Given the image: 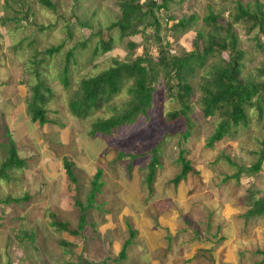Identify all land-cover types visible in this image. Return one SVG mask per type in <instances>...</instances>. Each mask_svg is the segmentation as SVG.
<instances>
[{
  "label": "rangeland",
  "instance_id": "rangeland-1",
  "mask_svg": "<svg viewBox=\"0 0 264 264\" xmlns=\"http://www.w3.org/2000/svg\"><path fill=\"white\" fill-rule=\"evenodd\" d=\"M50 1L48 8L41 0H0V164L8 155L10 138L21 158L27 159L25 168L10 173L11 180L0 181V264H264V216H247L248 192L256 193V200L264 199V162L260 172L247 171L257 162L264 140L258 111L249 112L248 127L238 128L234 137L210 148L208 139L219 119H205L201 113L197 83L203 70H198L188 79L195 88L188 102V139L184 138L187 120L168 121V113L182 106L169 97L163 80L155 84L154 108L148 118H140L109 141L92 137V123L110 113L101 110L79 119L70 112L69 101L82 78L108 68L114 57L127 55L119 30H108L119 18V9L116 0ZM179 1L173 0L170 9L157 16L162 36L168 35L170 42L166 49L181 56L195 50L199 30L206 39L211 28L205 18L211 11L233 23L235 2L253 0ZM192 14L197 20L184 33L166 30ZM170 15L176 19L169 20ZM224 19L220 18L222 24ZM233 29L243 52L242 75L255 78L264 67V34L249 32L244 23H233ZM99 30L103 34H97ZM147 33L156 37L154 29ZM109 35L115 39L114 49L94 56L99 39ZM134 39L143 43L137 54L158 56L161 47L153 40L146 42L141 35ZM203 45L200 40L199 46ZM54 47L60 51L46 53ZM74 47L65 86L62 70ZM35 52L40 55L34 58ZM223 57L228 60L229 52ZM39 83L53 91L46 105L52 122L41 127L29 119L26 101ZM129 98L124 89L115 102L122 106ZM157 146L160 165L151 193L145 179L151 151ZM114 149L127 156L118 160ZM183 149L193 171L175 185ZM66 157L75 164L76 184L69 183L65 173ZM98 169L104 171L100 182L104 184L87 213L84 233L70 236L53 228L55 215L77 229L79 209L74 197L86 204ZM238 169L240 179L233 178ZM10 199L15 201L6 202ZM130 229L135 230L134 240L122 260L119 254ZM25 235L35 236V241L26 239L21 245L18 238Z\"/></svg>",
  "mask_w": 264,
  "mask_h": 264
},
{
  "label": "trees",
  "instance_id": "trees-1",
  "mask_svg": "<svg viewBox=\"0 0 264 264\" xmlns=\"http://www.w3.org/2000/svg\"><path fill=\"white\" fill-rule=\"evenodd\" d=\"M173 0H160V2L151 0L141 3L140 0H116L119 9V18L114 21L108 30L118 29L120 39L126 40V56L119 58L114 57L113 63L101 72L88 76L86 75L80 83L76 93L73 94L69 101V109L72 115L79 119H88L96 111H105L110 113V117L98 118L91 125L90 135L92 137L101 136L110 140L118 136L122 129L131 127L139 122L140 118H148L154 108L155 84L161 80L165 82L167 93L171 99H177L181 109L168 113L169 122H175L179 118L187 120V131L184 134L185 140L190 136L189 100L194 95V87L188 81L189 77L194 78L198 70H203L200 81L197 83V89L200 92L198 100L201 113L205 119L218 117L219 121L213 134L208 139L207 145L213 148L214 145L225 138L234 137L238 128H246L251 123L249 112L258 111L259 122L262 124L264 131V67L259 69L255 78L249 80L242 75L243 52L239 49V40L237 33L233 29V23H244L247 25L249 32L258 30V33L264 34V4L260 0H253L247 4L242 1H236L233 23L225 20L221 14H215L212 11L205 18L206 24L210 26V31L204 39L203 31L199 30L196 41L194 42V51L185 52L181 56L171 54L167 47L170 42L166 40L168 35L162 36V24L157 13L168 11L170 3ZM186 0H180V3ZM42 4L49 8L50 0H41ZM220 18L225 23L220 22ZM169 20H175L174 15L168 17ZM197 20L195 14L188 17H182L174 23L172 29H166L173 32H182L194 26ZM88 26V24H84ZM154 29L153 38L147 30ZM97 34H103L99 30ZM141 35L146 42L153 40L154 43L161 47L158 56L153 57V53L147 52L137 54L139 46L143 45L134 39ZM203 40V48L199 46V41ZM165 41V44L163 43ZM115 39L101 37L99 46L95 47L93 55L99 52L108 53L114 49ZM85 46L82 44L81 47ZM71 49L66 55V64L62 70V80L65 86L69 83V73L71 62L75 56V49ZM60 51V47H54L46 51L47 54H55ZM224 52H229V59L223 57ZM37 52L34 58L38 56ZM130 96L129 100L118 106L116 98L123 94V91ZM32 96L27 97V115L31 122L44 126L52 121L47 117L46 105L52 98V89L44 83L36 84L32 89ZM11 145L8 148V155L0 164V181L11 180L10 173L14 170H20L27 165V159L21 158L15 147V140L10 138ZM262 149L258 152V160L251 165L247 171L249 173H258L262 170L264 162V140ZM110 150V149H108ZM118 160L126 153L119 149ZM159 147L151 151V161L148 165L149 173L145 179L149 190L152 193L156 169L160 165L158 156ZM132 156V155H130ZM179 162L182 164L181 173L174 179V184L185 181L188 175L193 171L191 162L186 158L184 149L179 155ZM233 164V163H232ZM63 167L71 184L77 183L74 173L75 164L67 157L63 159ZM240 169V168H239ZM233 176L240 179L241 169ZM103 169H98L91 183L92 190L86 199V204L80 202L74 197V206L79 209V223L77 229H72L69 222H62L52 215L53 221L51 226L58 231L67 233L70 236H79L84 233L88 227L87 213L96 203L98 194H101L104 183H101ZM251 199L250 209L247 212L248 217L264 216V199L253 198L256 193L248 192ZM29 198L26 196L25 200ZM15 201L13 199L6 202ZM21 201V200H20ZM19 201V202H20ZM32 234V233H31ZM34 235V234H33ZM135 230L130 229V238L125 242L119 256L123 260L126 257L128 247L132 245ZM23 244L26 239L35 241L29 235L18 238ZM62 245L69 246L67 241L62 240ZM8 264H12L9 262Z\"/></svg>",
  "mask_w": 264,
  "mask_h": 264
},
{
  "label": "crops",
  "instance_id": "crops-1",
  "mask_svg": "<svg viewBox=\"0 0 264 264\" xmlns=\"http://www.w3.org/2000/svg\"><path fill=\"white\" fill-rule=\"evenodd\" d=\"M24 244V243H23ZM23 244H21V245H23ZM9 261L7 260V263H8ZM13 264V263H12Z\"/></svg>",
  "mask_w": 264,
  "mask_h": 264
}]
</instances>
